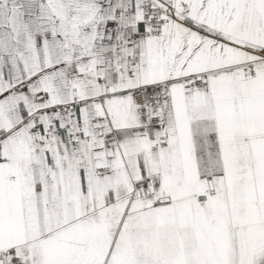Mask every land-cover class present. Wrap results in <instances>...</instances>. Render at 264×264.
<instances>
[{
    "label": "snow or ice",
    "instance_id": "6c2138e0",
    "mask_svg": "<svg viewBox=\"0 0 264 264\" xmlns=\"http://www.w3.org/2000/svg\"><path fill=\"white\" fill-rule=\"evenodd\" d=\"M0 264H264V0H0Z\"/></svg>",
    "mask_w": 264,
    "mask_h": 264
}]
</instances>
